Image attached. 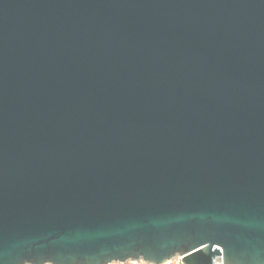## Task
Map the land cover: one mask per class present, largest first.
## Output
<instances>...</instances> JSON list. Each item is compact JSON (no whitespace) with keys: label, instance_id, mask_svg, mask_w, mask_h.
I'll list each match as a JSON object with an SVG mask.
<instances>
[{"label":"water","instance_id":"obj_1","mask_svg":"<svg viewBox=\"0 0 264 264\" xmlns=\"http://www.w3.org/2000/svg\"><path fill=\"white\" fill-rule=\"evenodd\" d=\"M264 264V0H0V264Z\"/></svg>","mask_w":264,"mask_h":264},{"label":"built area","instance_id":"obj_2","mask_svg":"<svg viewBox=\"0 0 264 264\" xmlns=\"http://www.w3.org/2000/svg\"><path fill=\"white\" fill-rule=\"evenodd\" d=\"M182 264L181 262V258L177 257V258H174L172 261H170L168 264ZM112 264H118V263H112ZM122 264H146L142 261H127L125 263H122Z\"/></svg>","mask_w":264,"mask_h":264},{"label":"rangeland","instance_id":"obj_3","mask_svg":"<svg viewBox=\"0 0 264 264\" xmlns=\"http://www.w3.org/2000/svg\"><path fill=\"white\" fill-rule=\"evenodd\" d=\"M173 264V263H172Z\"/></svg>","mask_w":264,"mask_h":264}]
</instances>
